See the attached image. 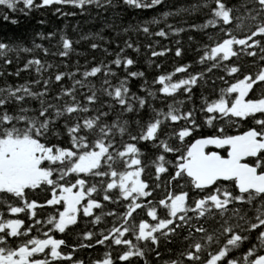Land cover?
Returning <instances> with one entry per match:
<instances>
[{
  "label": "snow or ice",
  "instance_id": "snow-or-ice-1",
  "mask_svg": "<svg viewBox=\"0 0 264 264\" xmlns=\"http://www.w3.org/2000/svg\"><path fill=\"white\" fill-rule=\"evenodd\" d=\"M65 6L80 10V15L91 9L100 15L111 10L115 20L93 34L105 46L94 41L89 47L106 56L113 55L107 44L119 51L107 63L85 67L79 79L77 71L45 78L43 73L53 65L45 67L27 54L40 50L45 56L68 57L73 51L69 38L61 34L62 50L51 53L35 42L45 39L39 32L31 47L0 41V75L36 74L23 84L0 87V264H85L74 254L94 245L119 247L112 249L114 257L106 251L89 264H264V0H237L232 5L227 0H193L186 8L173 7L167 0H0L4 10L0 19L17 25V15L28 17L44 9L57 19L77 15ZM127 11L155 16H134L136 23L125 27L116 21ZM198 11L208 17L203 24L176 28L167 23L169 17ZM160 23L167 32L156 28ZM72 27L75 31L78 26ZM209 27L216 31H203ZM105 28L111 37L100 35ZM196 30L206 41L198 44L192 64L162 73L161 65L151 58L170 51L182 58L181 40H175L173 49L161 45L157 51L152 38ZM140 37L151 41L143 44L144 62L156 72L151 81L144 72L131 70L137 61L127 55V50L140 55ZM46 38L51 41L54 33L48 32ZM20 54H26L23 66L9 72L7 66L19 61ZM244 57L252 58L255 71L241 68L238 61ZM110 65L123 69L124 75L118 76ZM98 73L104 77L100 88L93 84L89 93L85 81L98 78ZM179 73L183 75L173 79ZM63 77L70 83L62 82ZM111 77H116V85ZM129 78L142 81L139 94L132 91ZM217 80L224 87L215 98L196 92L215 88ZM77 85L85 91L78 92ZM113 111L119 114L109 120ZM145 111L147 118H142ZM246 118L253 127L242 134L225 132L224 124ZM218 120L223 123L214 124ZM205 124L214 128L213 134L197 138ZM141 143L153 149L150 166L140 159L137 145ZM209 146L224 149L226 155L206 150ZM161 182L164 195L155 198L153 192ZM33 193L43 194V199H33ZM121 199L125 211L104 213L114 218L113 226L85 230L71 252L62 248L67 247L63 238H54L56 233L67 235L78 224V216L94 217L88 222L95 226L100 216L93 210L102 209L105 201ZM43 208L50 214L37 218L36 210ZM117 215L125 223L116 226ZM209 220L213 224L205 227ZM253 235L255 241L241 252ZM177 237L185 242L182 250L165 259L161 248Z\"/></svg>",
  "mask_w": 264,
  "mask_h": 264
},
{
  "label": "trees",
  "instance_id": "trees-1",
  "mask_svg": "<svg viewBox=\"0 0 264 264\" xmlns=\"http://www.w3.org/2000/svg\"><path fill=\"white\" fill-rule=\"evenodd\" d=\"M193 0H167V3L171 4L173 7L177 6H183V7H188L190 3H192ZM229 5L235 4L237 0H227ZM66 11H75L77 12V15L75 16H70V17H64L57 19L56 16L52 15V11L50 9H44L39 12L33 11L30 13L28 17H24L22 15H17V19H19L20 23L17 25H12L11 23L5 22L2 19H0V41H7L9 43L12 42H23L25 46L31 47L32 45V40L33 36L35 33L39 32L45 36V39L40 40L37 39L35 42L42 44L44 48H47L49 53L51 52H56L62 50L60 44L58 43L59 37L61 34H63L66 38H69L70 41L72 42V49L73 51L69 54L68 57H59V56H52L51 54L45 56L43 52L40 50H33L32 53L27 54V58H38L40 59L43 63L44 66L47 67L48 64H52L53 67L48 69L47 72L43 73V76L47 78L50 74H54L55 72H71V71H77V76L75 77L76 79H79V73H82L85 70V67H92L95 64L99 63L100 61H103L104 63H107L109 60L115 58V53L119 51L118 48H115L112 44H107L106 47L109 52H111L113 55H105L103 52H101L99 49L97 50H92L90 49L89 45L92 42H96L100 44L101 46H105L103 44L102 40L96 39L93 34L98 32L105 23H112L113 20H115V17L112 13L111 10L108 12L103 13V15H100L97 13L95 9H91L89 12H85L83 15L79 14L80 10L73 9L70 6H65ZM3 9H0V12H3ZM122 20H117V23H122L123 26H127L129 23L135 24L136 19H133L134 16L137 18H144L148 19L150 16H155V13H148L145 14L143 12L139 13H134L132 11H127V12H122L121 13ZM110 17L112 19H110ZM44 20L45 23L43 25L37 24L36 20ZM208 19V17L203 13V11H198L193 13L192 15H188L187 13H181L179 16L175 17H169L167 20L168 24L174 25L176 28H181V27H187L188 24H203L204 21ZM73 25H77V29L74 31L73 30ZM156 28H164V30L167 32L168 29L165 28L164 23H160L156 26ZM156 28H153V30H156ZM61 30L62 33H61ZM204 32H207L209 34L213 33L216 31L215 29H212L211 27L204 29ZM48 32H53L54 33V38L49 41L47 37ZM100 35H102L105 38H109L112 36V32L109 31L108 29H104L102 32H100ZM83 36H89V39H82L81 37ZM188 36H192L193 40L190 42L188 41ZM122 39V38H118ZM140 42H141V47H140V55L137 56L136 53L131 52V50H127V55L130 56L132 59L136 60L137 63L133 66H131V70H137L145 73V78L148 79L149 81L152 80L153 76L156 75V72L153 70V68H149L148 65L144 62L145 61V49L143 47V44L148 42L151 43V41H146L144 38L140 37ZM180 39L181 40V45L183 49V57L182 58H177L173 55V53L170 51L165 54L164 57H155L151 58L152 60H155L156 63H159L161 65L160 71L163 72H172L175 66H178L179 64H192L193 59L197 56L196 48L198 44H202L206 41V37L203 35V33L200 30L196 31H184L180 32L178 35H173L169 34L167 38H160V37H153L152 41H156V50H160L161 45H167L170 49H173L175 46V40ZM79 54V55H78ZM14 55V54H10ZM21 59L19 61H16L14 59L13 64L7 66V70L9 72H15L17 65L20 67L23 66L24 62V57L26 54H20ZM234 59V58H233ZM252 58H249V63ZM89 61L87 65H85V61ZM64 64H67V68L64 67ZM250 66L246 67H241L245 71L250 70V71H255L256 67L249 64ZM110 67L114 70L117 71L118 76H123L124 72L123 69L117 70L115 69L114 65H110ZM198 67V66H197ZM0 71H3V68L0 67ZM215 73V70H213ZM223 73H221L222 75ZM183 75L182 73L175 74L173 76V79H176L178 76ZM36 76L35 73H32L29 75L26 72H21L19 77L16 76H7V75H0V87H5L9 84L16 85V84H23L26 80L31 81L34 77ZM98 78H93L89 77L85 81V83L89 84L88 91L90 93L91 87L94 84L97 89L100 88L101 81L104 79L103 75L98 73L97 74ZM212 79H216L215 74L212 75ZM111 83L113 85L117 84V79L116 77H111L110 78ZM62 82L65 84L70 83L67 79V77L62 78ZM142 81H139V78L137 80H132L129 78V85L132 88V91H137L138 92V83ZM53 88H56V85H52ZM224 87L223 82L217 80L216 81V87H202V88H197L196 92L197 93H203L205 97L208 98H215L216 95L219 94L220 89ZM78 92H84L85 89L81 88L79 85H77ZM98 96L100 93H97ZM139 94V92H138ZM102 99H107L106 97H102ZM197 103H200L199 98H197ZM157 107H162L161 105L157 104ZM166 111V107L164 108ZM119 113L116 111L112 112V115L109 117V120L114 119ZM83 115V114H81ZM147 112L145 111L142 113V118H147ZM197 117H200V113H196ZM206 115V114H205ZM259 115V114H258ZM132 114H127V118H131ZM182 123V122H181ZM240 128L242 127L243 124L247 123L245 122H240ZM214 124L218 125V121H214ZM229 125V124H228ZM253 126V125H252ZM133 128H135V125H132ZM233 128V127H232ZM214 132V128L209 125H204L199 132L196 133L197 138H202L204 136H211ZM126 138V137H125ZM188 139V138H186ZM137 147L140 150V159L143 164L145 165H151V158H152V152L153 149L151 148V145L145 146L144 143L138 144ZM149 168L145 169V172H147ZM144 175V174H143ZM144 177L147 178L146 175ZM164 192V184H161V187L158 191L159 196H163ZM94 196L96 195L95 193L93 194ZM33 199L42 200L43 199V194H41L39 197H37L34 193L32 194ZM125 202L121 199L118 203H108L107 201L104 202L103 208L102 209H94V215H99L100 220L97 222L95 226L91 225L88 221L90 219H93L94 217H83V216H78V224L73 225L71 227V230L68 231L67 235H64L59 238H63L65 240V243L67 247H64V251L71 252L72 247L76 246L79 242L82 241V233L87 230V229H92L93 231H99V229L106 227L110 228L109 226L111 223H113L114 218L112 216L105 215L104 213L108 211H114L116 213H121L125 211L123 204ZM38 212V217L40 219H43L47 215L50 214L51 210L47 208L43 209H37ZM21 217H23V213L20 214ZM26 220V217H24ZM115 220L117 223L121 222L122 220L120 219L119 215L115 217ZM213 224V222L210 223V226ZM109 226V227H108ZM206 226V227H210ZM33 235H37L32 233ZM255 241V236H252ZM178 243H173L170 245L169 248H167L166 252L168 253H173V252H178L180 250V245H184V242H182L181 237H177ZM84 243H87V241H84ZM248 245V242H245V244L242 246L241 250H246V247ZM214 246V245H213ZM79 252H82V257L87 260L90 259L91 256L96 255L98 252L96 249L93 248H78Z\"/></svg>",
  "mask_w": 264,
  "mask_h": 264
},
{
  "label": "flooded vegetation",
  "instance_id": "flooded-vegetation-1",
  "mask_svg": "<svg viewBox=\"0 0 264 264\" xmlns=\"http://www.w3.org/2000/svg\"><path fill=\"white\" fill-rule=\"evenodd\" d=\"M258 51V50H257ZM249 58L250 57H244V58H242L241 60H239L238 61V63L240 64V66L241 67H245V69H246V67H248V66H250L249 64ZM247 71H249V70H247ZM257 92H259V89H257ZM258 115V114H257ZM235 119V118H234ZM247 123H245V124H243L242 125V127L240 128V123H239V120L238 119H236V122L235 123H233V124H231V125H228V124H224V128H225V132L227 133V134H232V135H236V134H242L244 131H246L248 128H250V127H253L252 125V121L250 120V119H248V118H246V120H245ZM245 121H240V122H245ZM223 123V120H218V125L219 124H222ZM233 127V128H232ZM207 150H209V151H212L213 149H211V148H208ZM216 151H218V153L219 154H222V155H226V152L224 151V149H219V150H216ZM249 159H251V158H249ZM142 177L144 178V179H147L146 177H144V175H143V173H142ZM161 184L163 185V182H161ZM158 191L159 190H155L154 192H153V196L155 197V198H159V197H161V196H159L157 193H158ZM163 195H164V192L162 193ZM126 203V202H125ZM140 210L139 209H137L136 210V213H138ZM136 213H133V215H136ZM140 219V216H137V220H139ZM212 221H206L205 222V227L206 226H210V223H211ZM123 223H125L123 220L121 221V222H119V223H117L116 224V226H119L120 224H123ZM113 226V223H111L109 226ZM108 226V227H109ZM111 226V227H112ZM72 227V226H71ZM107 227V226H106ZM110 227V228H111ZM35 233V232H34ZM35 234H37V233H35ZM51 234V233H50ZM128 238H130L131 239V234L130 233H126L125 234ZM62 236H64V234H60V233H56L55 235H54V238H59V237H62ZM178 239L179 238H176L175 239V241L173 242V243H178ZM254 241V238L253 237H251L250 238V240L248 241V245H247V247L249 246V244L251 243V242H253ZM94 242V241H93ZM131 242L133 243V244H136L137 242L134 240V239H131ZM182 242H184L183 240H182ZM172 243V244H173ZM185 243V242H184ZM106 245H107V242H106ZM171 245V244H170ZM170 245H168L167 247H165V248H161V252H162V255H163V257L165 258V259H167L168 258V256H169V254L172 256V257H177L178 256V254H179V252L182 250V245H180V250L178 251V252H171V253H168V252H166V250H167V248H169L170 247ZM115 247H119V246H112V247H107V246H100V245H94V247H93V249H96L97 250V254L96 255H93V256H91L90 257V259H92V258H98V257H102L103 255H104V253L107 251V252H109L113 257L116 255V253L112 250L113 248H115ZM247 247H246V249H247ZM62 248H63V246H62ZM244 250H241V252H243ZM66 253H67V251H65ZM82 252H79V250L77 249V252L74 254L75 255V258H79V259H82L84 262H85V264H89V261H90V259H87V260H85L83 257H82ZM149 258V261L151 262V257H148ZM116 264H120V262L119 261H117L116 262Z\"/></svg>",
  "mask_w": 264,
  "mask_h": 264
},
{
  "label": "water",
  "instance_id": "water-1",
  "mask_svg": "<svg viewBox=\"0 0 264 264\" xmlns=\"http://www.w3.org/2000/svg\"><path fill=\"white\" fill-rule=\"evenodd\" d=\"M209 148L213 149L212 151L219 150V149L212 148L211 146H209ZM206 150H207V149H206ZM216 152H218V151H216Z\"/></svg>",
  "mask_w": 264,
  "mask_h": 264
}]
</instances>
